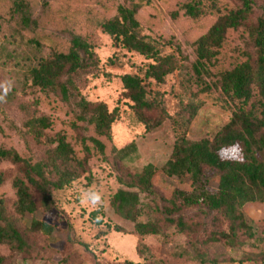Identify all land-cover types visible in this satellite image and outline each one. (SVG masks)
<instances>
[{"label":"trees","instance_id":"obj_1","mask_svg":"<svg viewBox=\"0 0 264 264\" xmlns=\"http://www.w3.org/2000/svg\"><path fill=\"white\" fill-rule=\"evenodd\" d=\"M78 1L38 0L40 10L34 15L36 0H0V19L7 16L16 21L19 33L30 34V42L37 49H48L28 74L26 94L30 100L20 106L23 120L19 126L8 122L22 141L24 153L13 146L11 136L0 125V138L4 140L0 162L11 164L16 171L10 181L15 195L12 211L0 194V245L30 255L28 235L49 236L54 228L34 220L22 230L18 219L53 208V192L84 177L90 160L101 158L110 161L119 184L110 197V207L117 216L134 224L139 238L174 229L189 238L190 255L197 264H217V259L199 246L200 224L186 210L196 208L201 217L211 216L215 221L207 244L243 245L240 232L246 240L255 237L242 208L264 201V16L252 18L253 0L177 2L171 19L185 18L203 28L190 44L192 62L182 63L176 54L179 48L165 52L164 45L142 33V29L154 32L162 25L152 0H96L71 15L78 7L70 9V2ZM149 10L152 13L145 15ZM80 25L100 29L116 47L149 61L141 74L121 76L122 95L147 132L168 117L149 86L151 82L162 83L174 71L179 74L180 107L186 125L206 102L229 111L230 120L213 138L191 141L182 132L163 165L148 163L140 170L132 169L128 163L136 153L135 144L121 149L111 144L117 110L109 111L105 103L85 99L74 82L77 72L98 64L92 44L76 32ZM46 27L57 33H43ZM63 34L67 37L62 38ZM235 36H239L240 45L232 44ZM39 147L43 151L36 158L33 150ZM232 147L239 150V158L222 157L221 151ZM206 171L218 176L214 192L205 187ZM159 174L188 177L193 189L174 190L170 198L162 197L154 184ZM6 179L0 173V190ZM219 218L226 223L224 230L217 225ZM257 254L264 261V252ZM0 264H5L1 255Z\"/></svg>","mask_w":264,"mask_h":264},{"label":"rangeland","instance_id":"obj_2","mask_svg":"<svg viewBox=\"0 0 264 264\" xmlns=\"http://www.w3.org/2000/svg\"><path fill=\"white\" fill-rule=\"evenodd\" d=\"M36 1L34 15L40 10V3ZM93 1L96 0L70 2V9L78 7V11L71 15L75 16L83 11ZM152 1L161 15L162 25L155 27L154 32L142 29V33L164 45L165 52H175L179 48L180 52L176 54L182 59V63L192 62L190 44L203 28L185 18L177 21L171 19L170 12L182 0ZM110 4L112 3H108ZM253 4L252 18L264 16V0H253ZM151 13L149 10L144 14ZM81 26L84 25L76 27V32L92 44L98 64L96 68L77 72L73 76L74 82L85 99L101 101L109 111L117 110V118L112 125L111 144L116 149L130 143L135 144L136 153L128 163L132 169L140 170L148 163L158 167L163 165L172 152L176 138L182 132L191 141L213 138L230 120L229 111L206 102L198 110L194 120L186 125L180 107L182 94L178 90L179 74L174 71L162 83L151 82L149 86L153 95L164 105L168 117L160 126L147 132L137 119L132 104L122 95L121 76L141 74L140 70L149 61L135 52L116 47L112 39L100 29ZM52 32L56 31L46 27L43 33ZM65 37L67 35L63 34L62 38ZM30 38V34L19 33L16 21L7 16L0 19V125L11 136L13 146L21 153L25 152L23 143L9 128L8 122L19 126L23 120L20 106L30 100L26 94L28 74L48 52L47 48L37 49ZM231 41L233 45L241 44L239 36L232 37ZM3 142L0 138V144ZM33 151L37 158L42 154L43 148H34ZM221 155L227 159H238L240 152L232 147L222 150ZM89 164V172L84 177L53 192V208L48 211L38 210L18 219L22 230L29 228L31 222L37 220L51 225L54 231L49 236L40 233L28 235L32 245V252L28 256L11 252L0 245V255L5 257V264H197L190 255L189 238L176 233L174 229H168L162 235L139 238L134 233V224L117 216L110 207V197L119 188L110 161L92 158ZM0 173L7 176L0 194L6 199L9 211H12L15 195L10 181L16 176V171L11 164L0 162ZM204 179L206 189L214 192L218 176L213 171H206ZM154 184L156 192L165 198H170L174 190L193 189L188 177L177 179L159 174ZM186 213L200 224L199 246L211 257H215L217 264H264L257 256V253L264 252V201L243 206V216L252 226L255 237L253 240H246L240 232L239 239L244 244L235 247L223 243H205L209 233L215 230V221L211 216L201 217L196 208L188 209ZM217 225L221 230L226 228V223L221 218ZM139 244L142 255L138 253Z\"/></svg>","mask_w":264,"mask_h":264}]
</instances>
